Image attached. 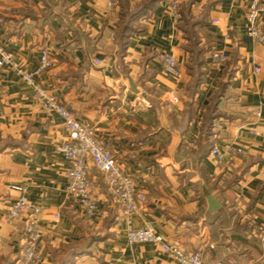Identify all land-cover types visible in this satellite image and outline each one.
I'll return each instance as SVG.
<instances>
[{
  "label": "crops",
  "instance_id": "obj_1",
  "mask_svg": "<svg viewBox=\"0 0 264 264\" xmlns=\"http://www.w3.org/2000/svg\"><path fill=\"white\" fill-rule=\"evenodd\" d=\"M250 1L189 0L174 16L170 0H0V48L26 73L49 53L37 81L96 129L145 198L119 221L90 167L97 212L85 217L65 190L60 117L0 66V264L23 253V218L7 220L16 188L40 209L38 264H176L153 243L126 240L146 226L210 264H264V44L245 32ZM160 52L179 62L180 79L163 72ZM234 146L243 153L221 164L210 153Z\"/></svg>",
  "mask_w": 264,
  "mask_h": 264
},
{
  "label": "built area",
  "instance_id": "obj_2",
  "mask_svg": "<svg viewBox=\"0 0 264 264\" xmlns=\"http://www.w3.org/2000/svg\"><path fill=\"white\" fill-rule=\"evenodd\" d=\"M189 0H170V11L176 16L181 5ZM108 6L112 7L113 0H107ZM246 35L261 44H264V0H251L248 6L245 24ZM156 59L160 63L163 72L178 80L182 73L179 62L170 54L157 53ZM211 60L222 64L227 60L224 54L212 52ZM94 60L95 66L99 65ZM8 66L14 69L21 78L32 86L40 111L48 114H57L62 126L69 135V139L58 147L59 153L70 163L66 172L65 190L73 204L77 206L85 217L91 218L97 212V206L93 195V181L89 168L92 167L106 182L109 192L115 202L120 206L119 221L129 223L132 214L139 209V203L145 198L137 193L135 180L130 174H126L113 158L111 152L106 149L96 136V129L84 119L75 116L70 109L61 103L55 96L50 94L42 86L37 78L53 65V60L48 52L43 51L39 58V65L34 72L26 73L18 68L12 60L11 54L0 48V66ZM258 73L259 68L254 67ZM210 153L216 158L218 164L231 161L235 156L243 153V147H231L228 154L219 153L212 148ZM20 196L15 200L7 213V220L23 218L22 243L23 253L15 264H38V245L43 236V231L38 223L40 209L30 205L22 188H16ZM58 216H55V220ZM125 238L130 243H153L163 253L167 254L176 264H210L204 259L203 252H185L180 247L166 242L165 238L157 233L152 226L132 229L128 228ZM212 264H228L224 261Z\"/></svg>",
  "mask_w": 264,
  "mask_h": 264
},
{
  "label": "trees",
  "instance_id": "obj_3",
  "mask_svg": "<svg viewBox=\"0 0 264 264\" xmlns=\"http://www.w3.org/2000/svg\"><path fill=\"white\" fill-rule=\"evenodd\" d=\"M131 17L134 18L133 15ZM131 17L129 18V22L131 21L130 20ZM119 39H120L119 40V44L121 45V47L124 46L125 45V43H124V37H121ZM194 67L196 68V63H194ZM193 71H194L193 78H195V82L198 83V78H197L198 73L195 70H193Z\"/></svg>",
  "mask_w": 264,
  "mask_h": 264
}]
</instances>
